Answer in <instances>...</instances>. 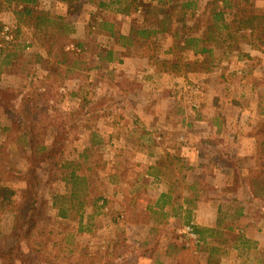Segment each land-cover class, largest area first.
<instances>
[{"label": "rangeland", "instance_id": "obj_1", "mask_svg": "<svg viewBox=\"0 0 264 264\" xmlns=\"http://www.w3.org/2000/svg\"><path fill=\"white\" fill-rule=\"evenodd\" d=\"M67 1L37 0L34 7L47 16L62 17L56 21L70 22L72 30L75 19L83 27L99 14L89 0H73L76 13L67 15ZM205 1L198 13L188 11L183 21L175 10L177 20L170 33L207 32L215 20L212 10L222 4ZM247 1L264 16V0ZM231 2L233 9L225 8L227 21L245 5ZM18 3L0 0V45L17 51L0 76V89L8 92L0 103V180L13 188L10 202L18 204L25 185L22 175L34 166L40 181L39 208L35 226L21 232L13 205L0 198V249L12 248L0 264H264V190L254 198L248 185L264 161V146L253 136L257 127H264V52L254 45L251 31L236 29V23L228 31L212 30L213 55L192 57L190 68L196 70L190 72H195L184 86L181 82L170 90V78L153 80V72L145 67L146 55L156 51L161 39L140 41L128 51L131 60L126 63L116 59L125 52L100 59L102 45L114 47L119 31L110 43L87 29L77 38L72 32L66 37L70 29L61 34L60 24L45 31L35 27L34 16L19 19L13 11L20 8ZM171 3L151 6L147 24L171 10ZM71 39L81 42V48ZM188 46L197 54L195 45ZM64 50L69 51L68 65L57 63ZM140 50L145 55H137ZM176 52V61L183 63V51ZM136 65L140 68H133ZM140 77L153 84L138 83ZM28 106L31 112L26 116ZM20 121L42 136L38 143L50 145L55 134H66L64 152L28 161V150L16 140ZM7 126L13 128L3 129ZM196 151L202 170L198 175L181 165L182 158H195ZM154 159L159 164H151ZM67 162L72 163L67 167ZM73 168L87 177L83 206L69 198L68 173ZM170 183L175 194L171 216L170 196L163 198V206L169 205L166 210L154 209L156 195L170 193ZM195 193L202 194L196 200H212L219 208L215 226L209 227L219 235L207 242L182 231L196 226ZM241 203L246 217L240 220L235 214ZM60 207L67 217L58 215ZM245 224H251L246 234L240 231ZM134 233L132 242L129 236ZM170 246L183 248L184 254L170 256Z\"/></svg>", "mask_w": 264, "mask_h": 264}, {"label": "trees", "instance_id": "obj_2", "mask_svg": "<svg viewBox=\"0 0 264 264\" xmlns=\"http://www.w3.org/2000/svg\"><path fill=\"white\" fill-rule=\"evenodd\" d=\"M172 3V9L168 12H163L164 18L169 15V13H174L175 10H179L180 7H183L184 9H194L195 0H171ZM218 1V0H214ZM221 1V8L218 10H212L213 17L215 20L212 24H210L206 30L203 32L201 38L192 37L190 39H187L185 41L186 45H195L196 51L199 54H205L208 55V57H211L214 52L213 45H209L210 41L213 40V38L210 36V32L212 30L217 31H225L231 29V27L236 23V29L242 27L245 29H249L251 31V40L253 41L254 45L262 52H264V16L261 14L256 13L253 10L252 4H249L247 0H241L245 1V5H241L238 7L236 13L233 14V18L229 21H227L226 18V11L225 8H232L233 4L231 0H219ZM18 5H20V8L14 9V14L17 15V17L20 19L23 16L33 17L36 19L35 27L40 28L43 27V30L49 31V27H53L54 25L58 26V28H62L61 34H64L63 31H66L68 28L70 29L67 34L63 35L66 36L68 33L72 32V29L69 24L70 22H57L56 19H62V17H50L45 15L43 12L36 9L35 4L37 3V0H18ZM131 2V1H130ZM133 3H136V5H141L142 9L146 12L147 17V11L150 13H153V8H151V5H148V1L146 0H134L129 5H133ZM75 5L73 3V0H68L66 4V14H74L75 11ZM130 8V7H128ZM148 9V10H147ZM122 12H127V6H124V8L121 9ZM179 14V13H178ZM149 15V14H148ZM69 23V24H68ZM235 29V30H236ZM138 33L141 35H147L148 32H146V29L140 28L138 30ZM229 34V33H228ZM67 37V36H66ZM70 43L73 45H76L77 47H80V42L71 39ZM14 49V48H13ZM7 49L3 45H0V76L5 72L6 67H10L12 65V59H14L17 54L16 50L14 49ZM64 54L61 60H58L57 63L61 64H67L66 62V53H68L66 50H64ZM4 53V56L2 54ZM191 63V62H190ZM164 64H167L166 61H160L159 65L163 67ZM194 64V63H193ZM192 64V65H193ZM68 65V64H67ZM185 65V64H184ZM174 72H179L177 69V66H172ZM191 66H187L184 70L185 72L189 71V68ZM167 69V68H164ZM194 69V68H192ZM8 93L6 90L0 89V103L2 104L5 102L4 94ZM3 94V95H2ZM8 99V96H7ZM30 106L26 107L25 109V115L29 116L31 109ZM16 109V108H15ZM46 110L43 111V115H45ZM29 124V123H28ZM25 123V121H20L16 126V132H17V141L24 145V148L28 150V161H32L36 163L38 160H48L50 159L55 153L57 152H64L65 150V144L67 141V135L64 134L63 136H60L58 134L54 135L53 142L50 145L45 144L44 142L38 143V140L42 138V136L36 135L34 131H32V128L29 127V125ZM12 125V124H11ZM13 128L11 126L4 127L3 129ZM253 136L256 138V140L260 139V146H264V127H257L255 134ZM258 139V140H259ZM258 142V141H257ZM256 142V143H257ZM259 145V144H258ZM262 156H264V148L261 149ZM215 158V157H214ZM219 158V157H217ZM224 161V160H222ZM67 167L72 162H67ZM229 169L232 170V166L228 163L225 164ZM260 170L259 175L257 177H254L252 180L249 181V188L251 190V196L254 198H259L261 195V191L264 190V161H260ZM76 168H73L69 171L68 177L69 180L72 182V189L69 193V198L78 200V205L83 206L84 204V198L87 196V177L85 175H80L76 173ZM234 173V170H232ZM22 180L25 182V185L22 189V200L18 204H12L10 202L11 196L14 194V190L12 187L8 185H3L0 180V198H2L5 201V204L8 206L13 205V213L14 217L18 226V230L21 232H26L28 229L31 230L33 226H35L37 222V211H38V203H39V187H40V181H39V174L34 166H32L29 170V173L26 175H22ZM134 190L129 191V193H132ZM163 196L161 195L158 199V201L164 203ZM132 199V198H131ZM53 206H57L55 199L53 200ZM189 213V211H187ZM186 212V213H187ZM241 214V210L238 209L237 215ZM58 215L62 218L67 217V211L65 208L60 207ZM189 219V217H188ZM218 223L220 224V221L218 220ZM194 232L199 236L201 240L204 242H207L208 238H212L216 235H219V232L215 230L214 228L209 227H203V226H195L193 225ZM171 248V246H170ZM169 248V250H170ZM12 248H9L8 250L0 249V258L4 259L7 255L11 254ZM181 252L184 254L183 248L178 250L176 248H171L169 254L170 256H176L177 253ZM175 257V258H176ZM211 257V255H209ZM178 258V257H177ZM158 264H163L160 261H157Z\"/></svg>", "mask_w": 264, "mask_h": 264}, {"label": "crops", "instance_id": "obj_3", "mask_svg": "<svg viewBox=\"0 0 264 264\" xmlns=\"http://www.w3.org/2000/svg\"><path fill=\"white\" fill-rule=\"evenodd\" d=\"M89 5L91 6V9L94 10V12H98L99 14L93 15L91 20H88L87 24H85L83 27H81V22L78 19H75L72 23H74V29L72 30V37L77 38L78 36H82L81 32H84V29L88 30V33L91 35H95L98 37H103L108 39L103 40L105 43H110L109 40H114V34H117L116 31H119L118 33L119 38L116 42L113 41L114 47H111L110 44L108 45H102L103 48L101 50L102 55H98L100 59H110V55H115L116 52L122 53L125 52L120 56V58H116L117 60H121L123 63H126L131 60V56L128 55V51L132 50L136 46H138L140 41H158L159 39L162 40V43H160L157 48L152 51L153 54L150 56L146 55L145 57V67H147L150 71L153 72V80H156L158 77H168L170 78V90H175L177 86H184L188 76L192 69L189 68L188 72H185L187 66H190L194 63V61H190L192 57L198 59L202 58V56L197 54H192L190 51V48L188 45L185 44V41L187 39H190L192 37H198L201 38L202 34H191V35H185L182 31H174L170 33V27L171 25L176 22V18L174 17L176 12L169 13L167 17L164 18V15L162 13L158 14L153 21L148 25V14L146 17V12L142 9L141 5H136V3H133V5H129L134 0H89ZM131 1V2H130ZM139 1V0H138ZM146 1V0H145ZM151 6H159V5H165L169 3L171 0H147ZM195 8L194 9H184L183 7L179 8V15L181 21L184 20L185 15H188V11H192L193 13H198L201 5H205L206 1L204 0H195ZM124 6H127V12H122L121 9L124 8ZM130 7V8H128ZM95 14V13H93ZM79 15V14H76ZM111 16H113L111 18ZM140 28L146 29L147 35H141L138 33V30ZM178 28V27H177ZM176 28V29H177ZM76 35V37H75ZM118 37V36H117ZM119 39H122V41L118 42ZM177 42V43H176ZM81 43V42H80ZM100 46V45H98ZM81 48V46H80ZM179 49L180 51H183L184 56V62L179 63L177 60L178 54L176 50ZM196 52V51H195ZM106 54V55H105ZM137 55H145L141 50L137 52ZM204 55V54H203ZM160 61H166V65H170V68L164 69L159 65ZM191 62V63H190ZM185 64V65H184ZM177 66V69L179 72H174L172 66ZM133 68H140L139 65L134 66ZM196 70V69H193ZM152 79L145 80V78H138L137 82H144L145 84H153ZM184 81V82H183ZM183 83L182 85L180 83ZM141 85H143L141 83ZM185 147V146H183ZM193 151V150H192ZM193 154V152H192ZM191 159V161H189ZM184 161V162H182ZM159 161L154 159V161L151 163L159 164ZM181 165L185 166L186 171H194L196 172V175L201 174V163L198 155V151H196V157H191L188 159H181ZM180 164L179 160L176 161V165ZM227 172L230 174V172L227 170ZM148 176V174H146ZM163 175V174H162ZM161 176L160 174L158 175ZM171 184V183H170ZM172 185V186H171ZM170 185V193L167 190L161 191L160 194L156 195V204L154 209L160 212L162 210H166L165 207L169 205L163 206V203L158 201L159 197L162 195L164 198H169L170 196V216L172 215L173 208L175 205V194L173 193L174 187L173 184ZM192 187H194V184H192ZM201 193V192H200ZM202 194L195 193V201H196V208L194 210V216L193 218L196 221V225H202L206 227H214L218 215V204L216 206H213L212 200L209 202L201 203L200 197ZM158 198V199H157ZM185 199L184 196H182V200ZM240 204V203H239ZM239 209L241 210V214L237 215L235 214V218H239L240 220L246 217V207H244V203H241L239 205ZM188 207H186V210ZM185 210V209H184ZM185 210V211H186ZM220 212V211H219ZM183 213V211H182ZM130 225V224H129ZM131 225H136V223H132ZM251 224H245L244 228L240 229L241 233L243 232L246 234V230L249 229V226ZM137 226H134V229ZM134 237H131V236ZM130 237V240L132 242L135 241V238H137L134 234H132ZM247 240L250 239L249 235H244ZM251 242V241H250ZM238 247V245H236ZM141 257V256H139ZM175 258V257H174ZM143 260V258H141Z\"/></svg>", "mask_w": 264, "mask_h": 264}, {"label": "built area", "instance_id": "obj_4", "mask_svg": "<svg viewBox=\"0 0 264 264\" xmlns=\"http://www.w3.org/2000/svg\"><path fill=\"white\" fill-rule=\"evenodd\" d=\"M182 231L185 232L186 234H188L189 236H191L192 238L197 239V235L194 232L191 225L185 226ZM197 241H198V239H197Z\"/></svg>", "mask_w": 264, "mask_h": 264}]
</instances>
